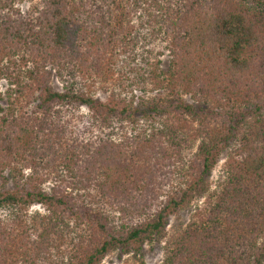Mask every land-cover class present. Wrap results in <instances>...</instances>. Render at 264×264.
<instances>
[{
    "label": "trees",
    "instance_id": "trees-1",
    "mask_svg": "<svg viewBox=\"0 0 264 264\" xmlns=\"http://www.w3.org/2000/svg\"><path fill=\"white\" fill-rule=\"evenodd\" d=\"M23 1L0 0V84L15 86L0 106V264H51L63 245L56 264H145L155 239L162 264H264V0ZM151 39L169 52L162 77L136 66ZM116 74L160 92L103 86Z\"/></svg>",
    "mask_w": 264,
    "mask_h": 264
},
{
    "label": "rangeland",
    "instance_id": "rangeland-1",
    "mask_svg": "<svg viewBox=\"0 0 264 264\" xmlns=\"http://www.w3.org/2000/svg\"><path fill=\"white\" fill-rule=\"evenodd\" d=\"M39 1V0H35ZM33 3L29 0H24L23 2H20L17 4L18 7H20L22 10H27ZM140 20L139 15H136L134 17V22L138 23ZM137 58H136V66L143 65V67L146 70L149 71H155L162 77L165 75V73L168 71L169 67V52L166 48V44H163V42H160L158 40H146V41H140V45L137 49ZM144 69V70H145ZM128 72V68H123V71L121 73ZM128 74H116L114 79L112 80V84L103 85L105 87L111 88V89H117L122 95H125L127 97H132L133 95L136 97V100H139L141 98H147L152 97L156 93L160 92V88L157 89L154 87L153 81L146 80L142 82V85L140 84L139 87L133 88L134 93L131 92V87L129 86L132 83V80L136 77L135 74H130L131 80H127ZM162 80H160L161 82ZM52 85L55 90L61 91L62 84L60 81L55 78L52 81ZM9 88H15V86H11L9 82L2 81L0 84V93L2 97L0 98V106L8 109L9 103L14 99V96L8 95V89ZM157 89V90H155ZM108 94L104 91V89H98L95 91V97H97L100 101H106ZM186 99L189 101V98L186 97ZM79 115L84 116L87 118V122H89V112L86 108L82 107L80 110L77 111ZM89 126L88 124H86ZM84 128V127H83ZM127 128L128 131L133 130V126L130 124H126L124 128H120L117 132V138L121 137L126 131ZM124 129V130H123ZM226 158V154L222 157L221 162L218 164V166L215 168L213 175L211 177V183L213 186L215 185V181L217 180L219 173L221 171V168L223 166L224 160ZM7 176V175H6ZM0 185H2L0 183ZM8 189H15V180L12 179V177L8 178V182L5 185ZM201 202V201H200ZM200 202H195L192 207H189L184 210H180L177 214L173 215L170 218L169 226L167 228L168 232L174 233L177 230L185 227L191 220L194 208L196 205L200 204ZM4 213V214H2ZM39 213L40 215L46 214V210L44 206L41 205H33L27 210L28 217L32 218L35 214ZM1 217L4 218L7 216L6 212L0 213ZM6 219V218H4ZM29 221V219H28ZM164 245L165 243L163 241L159 240H153L151 242H148L144 245L143 248V260L145 264H162V261L164 259ZM62 251V253H61ZM69 252V246L63 245L60 249V252L58 249H53L52 251V257H51V264H56L59 262L60 258L62 257V254H66ZM101 264H140L139 261H136L133 258V255H123L120 253V251L113 252Z\"/></svg>",
    "mask_w": 264,
    "mask_h": 264
}]
</instances>
